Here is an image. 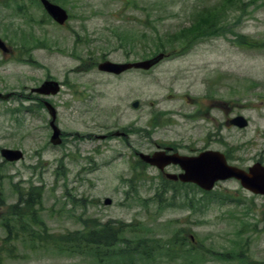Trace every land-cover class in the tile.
I'll use <instances>...</instances> for the list:
<instances>
[{
    "label": "rangeland",
    "instance_id": "374dc122",
    "mask_svg": "<svg viewBox=\"0 0 264 264\" xmlns=\"http://www.w3.org/2000/svg\"><path fill=\"white\" fill-rule=\"evenodd\" d=\"M54 1L70 15L66 27L40 0H0L11 48L0 51V93H15L0 101V151L24 153L13 163L0 154V264H126L124 245L139 241L154 252L137 264H264V197L236 180L211 193L173 184L139 159L216 150L233 166L264 165V0ZM160 53L147 72L98 70ZM48 80L59 94L31 92ZM45 101L57 110L59 146ZM238 115L246 129L229 123ZM34 188L36 217L19 223L14 206ZM107 224L123 229L112 248L57 246Z\"/></svg>",
    "mask_w": 264,
    "mask_h": 264
},
{
    "label": "water",
    "instance_id": "95a60500",
    "mask_svg": "<svg viewBox=\"0 0 264 264\" xmlns=\"http://www.w3.org/2000/svg\"><path fill=\"white\" fill-rule=\"evenodd\" d=\"M41 2L56 22L60 25L65 24L69 18L65 9L59 5L53 4L49 0H41ZM0 49L4 52L9 51V48L1 38ZM164 58L165 54L160 53L149 60L135 63H114L111 61H104L98 65V70L115 75H120L131 69L150 70L159 64ZM60 89L61 88L58 82L46 81L39 88L33 89V92L43 96H54L59 93ZM12 95V93L5 95L0 93V99L8 100L12 97ZM45 106L52 118L50 123L53 130L51 143L54 146L61 145L62 133L60 128L56 125L57 111L49 102H45ZM133 107L138 108L139 103L135 102ZM231 124L239 128H245L248 125V121L243 116H238L231 120ZM1 155L8 162H16L23 158V153L20 150L7 148L1 150ZM139 157L144 163L157 167L160 170H164L165 167L170 164L179 165L184 170V173L180 175H166L168 179L173 181L180 180L184 183H195L202 189L211 191L218 181L235 178L241 182V185L245 189L254 194L264 196V166L259 163L250 167L249 170L246 171L229 165L225 155L215 151H207L195 157L181 156L178 153L167 154L165 151H159L152 155L142 153ZM111 203L112 201L110 199H106V205H110Z\"/></svg>",
    "mask_w": 264,
    "mask_h": 264
},
{
    "label": "trees",
    "instance_id": "16d2710c",
    "mask_svg": "<svg viewBox=\"0 0 264 264\" xmlns=\"http://www.w3.org/2000/svg\"><path fill=\"white\" fill-rule=\"evenodd\" d=\"M215 17V14H213ZM207 18H212L210 15L207 16ZM185 34H188L186 32ZM39 188L32 189L29 194L26 195V197L23 199L21 198L20 202L14 206V213L13 216L17 217L20 222H23L24 216L32 215L33 218L36 216L34 215L35 207L40 204L39 199L41 197V193L39 194H33L34 191H36ZM41 189V188H40ZM11 214V211L8 212L6 215ZM2 225L5 226L8 230L11 229V219L9 217H2L1 218ZM4 227V228H5ZM123 233L122 227L115 228L111 226L110 224L104 225L102 229L92 232L88 235L87 233H81V232H75V234L68 233L65 235L64 239H62L60 242L57 243V246L63 250L73 251L76 252V250H79L80 248L85 247H91V246H97L96 248H112L117 245V243L120 241V236ZM11 236H9L6 241H9ZM130 246V247H127ZM124 245V248L122 249L123 252L127 255L129 262L126 264H137V255L142 256L146 251L149 253H145L146 255L149 254V257L152 255L153 246L150 244V248L152 251H149V242L146 241H139L138 243L132 244V245ZM122 254V252H121ZM105 257H107L106 253H103Z\"/></svg>",
    "mask_w": 264,
    "mask_h": 264
},
{
    "label": "flooded vegetation",
    "instance_id": "af4514ba",
    "mask_svg": "<svg viewBox=\"0 0 264 264\" xmlns=\"http://www.w3.org/2000/svg\"><path fill=\"white\" fill-rule=\"evenodd\" d=\"M51 2H53V3H55V4H57L54 0H50ZM43 5V4H42ZM43 7V9L45 10V8H44V5L42 6ZM50 17V16H49ZM51 18V17H50ZM51 20H52V22L55 24V25H58V26H60V27H66L67 25H68V23L70 22V18H69V20L68 21H66L65 22V24L63 25V26H61V25H59L57 22H55L52 18H51ZM6 56V55H5ZM178 168V167H177ZM178 173H180V172H178ZM177 174V173H176Z\"/></svg>",
    "mask_w": 264,
    "mask_h": 264
}]
</instances>
